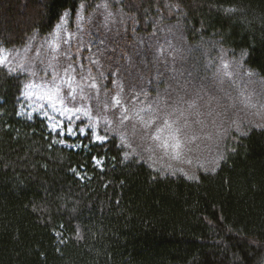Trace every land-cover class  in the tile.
<instances>
[{
  "label": "trees",
  "instance_id": "obj_1",
  "mask_svg": "<svg viewBox=\"0 0 264 264\" xmlns=\"http://www.w3.org/2000/svg\"><path fill=\"white\" fill-rule=\"evenodd\" d=\"M100 1L0 0V49L47 36L67 9ZM119 4L142 32L157 16L182 21L190 43L213 39L264 80V0ZM26 81L0 67V264H264L263 129L228 130L213 171L161 175L124 160L114 136L82 138L85 150L55 143L42 119L19 115Z\"/></svg>",
  "mask_w": 264,
  "mask_h": 264
},
{
  "label": "rangeland",
  "instance_id": "obj_2",
  "mask_svg": "<svg viewBox=\"0 0 264 264\" xmlns=\"http://www.w3.org/2000/svg\"><path fill=\"white\" fill-rule=\"evenodd\" d=\"M102 2L108 5L107 9L96 8ZM119 3L120 0H101L95 5L87 4L89 6L83 12L82 21H78L75 14L71 16L70 21L64 25V31L57 33L56 53L45 43L51 40L53 30L44 37L33 35L23 47L8 51L13 53L10 62L6 64L10 71L16 69L13 72H20L18 65L24 64L36 72V76L23 72L27 78L25 84L39 83L41 76L50 80L51 75L45 76L47 62L57 53V61L53 63L58 70L62 71L71 62L77 73L94 78L88 80V83L80 81L84 92L94 97L81 101V104L93 110L92 119L89 120L87 116L73 119L68 125L73 129L72 134H67V130L62 128V134L53 138L55 143L74 151L85 150L88 144L81 140L83 137L102 143L114 136L124 160L136 158L161 175H183L191 179L195 178L199 170L213 171L217 168L223 158L228 130L233 129L240 134L249 128L264 130V80L244 66L243 57L229 53L213 39L205 44L190 43L185 36L182 21H169L162 15L153 19V22L148 19L149 31L142 32L138 29L142 24ZM10 34L3 36L8 37ZM37 49L40 51L39 56L36 54ZM42 60L44 63H41ZM225 64L228 65L226 71L230 73L228 76L224 75ZM48 71L51 73V70ZM76 78L79 80V75ZM93 82L96 84L95 89L89 87ZM71 87L79 93L75 84ZM32 91L37 89L33 88ZM67 91L68 88L63 86L62 92ZM117 93L130 111L152 104L161 110V115L174 107L187 108L189 103L194 102L201 112L212 110L216 123H212L213 117H207L208 126L202 132L197 127L202 137L210 138L198 141L199 146L185 158L159 160L153 155L152 159H148L146 144L139 139V133L133 135L131 122L126 127L119 124L120 109L104 114V119L110 121V124H105L96 114L100 111L97 106ZM21 99L19 115L25 118L37 116L50 131L52 122L45 119L44 112L48 111L50 115L55 113L51 109L41 110L38 105L43 102L37 101L35 96L29 99L21 96ZM245 101L256 106H246ZM57 119L67 124L65 118L57 116ZM89 123L96 126L89 130ZM81 128L84 129L83 134ZM51 133L55 136L56 132ZM122 134L128 136L125 143L130 147L121 146ZM96 135L107 138L98 141ZM92 160L97 168H102V158L93 156ZM75 175L81 177L80 173ZM57 238H60V234H57Z\"/></svg>",
  "mask_w": 264,
  "mask_h": 264
},
{
  "label": "snow or ice",
  "instance_id": "obj_3",
  "mask_svg": "<svg viewBox=\"0 0 264 264\" xmlns=\"http://www.w3.org/2000/svg\"><path fill=\"white\" fill-rule=\"evenodd\" d=\"M75 4V0H73ZM89 5L81 3L79 7L69 8L60 16V23H58L51 35V40L45 41L52 49L53 53H56L58 48V42H56L57 33L64 31V25L70 21L71 16L75 13L77 20L82 21L84 19L83 12L87 9ZM108 5L102 2L96 5L97 9L104 8L107 9ZM111 15V13H109ZM107 19V17H106ZM80 24H77L79 29ZM67 43V41H65ZM18 54V53H17ZM37 56L40 55L39 49L36 50ZM57 54H53L51 59L47 62V68L45 70V76L51 75L50 80H45L44 76L39 77V83H27L24 88L21 89V96L24 99H29L35 96L37 101H42L39 104L41 110L51 109L52 113L55 115H50L48 111L44 112L46 120L51 121L50 132H56L58 135L62 134L61 129H66L67 134H72L73 129L68 127L73 121V119H79L80 116H87L89 120L92 119L93 110L90 109L86 104H81V101L86 99H94V97L89 96L84 92V88L81 87L80 81L88 83V80L94 79L85 77L83 73H77L76 67L70 62L66 67L58 70L53 61H57ZM13 53L7 50H0V67L5 66L10 62V57ZM41 63H44L42 60ZM93 63H96L93 61ZM224 75L228 76L230 73L226 71L228 65L224 66ZM20 72H29L30 75L36 76L35 71H31L30 67L24 64L18 65ZM51 70V73L48 71ZM16 71V69H13ZM90 72V70H89ZM75 74V75H74ZM77 75H79V80H77ZM75 84L76 88H79L80 95L76 92L75 88L71 85ZM66 86L68 91L66 93L62 92V87ZM92 89L96 88V84L93 82L89 85ZM35 88L37 91L33 92L32 89ZM27 90V91H26ZM245 105L249 107H255L250 101H245ZM100 111L96 114L104 120L105 124H110L111 122L104 119V114L112 111L114 109H120V114L118 121L120 125L127 126L131 122L132 133L136 135L139 133V139L145 142V151L149 153L148 159H152L153 155H156L157 159L164 160L165 158L172 160H180L185 158L189 153H191L195 147H198V141L203 138L200 133L196 130L197 127L202 132L208 125L206 123L207 117H213V111L209 110L206 113L201 112L196 104L189 103L187 108L174 107L171 111H167L165 115H161V110L154 107L152 104L147 105L139 109H132L131 111L126 108L123 100L120 98L119 93L115 96L110 97L109 100L104 101L102 105H98ZM71 114V115H69ZM219 115V114H217ZM57 116L63 117L67 120V124L63 120H58ZM201 117H205L201 119ZM81 123L84 121L81 119ZM212 123L215 124V117L212 119ZM235 123V121H233ZM96 125L94 123H89L88 128L92 130ZM81 134H83L84 129H80ZM95 135V133H93ZM96 140L103 141L106 136H95ZM128 139L126 134L121 135V146L130 147L125 141ZM134 155V153H133Z\"/></svg>",
  "mask_w": 264,
  "mask_h": 264
}]
</instances>
